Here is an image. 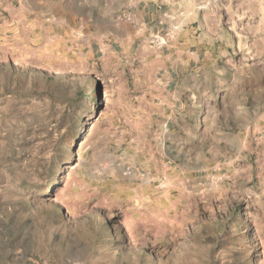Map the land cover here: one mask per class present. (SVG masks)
Returning <instances> with one entry per match:
<instances>
[{
	"label": "rangeland",
	"instance_id": "374dc122",
	"mask_svg": "<svg viewBox=\"0 0 264 264\" xmlns=\"http://www.w3.org/2000/svg\"><path fill=\"white\" fill-rule=\"evenodd\" d=\"M0 264H264V0H0Z\"/></svg>",
	"mask_w": 264,
	"mask_h": 264
},
{
	"label": "crops",
	"instance_id": "0c3cea01",
	"mask_svg": "<svg viewBox=\"0 0 264 264\" xmlns=\"http://www.w3.org/2000/svg\"><path fill=\"white\" fill-rule=\"evenodd\" d=\"M114 24H115V21L113 19L112 20L110 19L109 20V24H108V26L110 28V32L111 33L112 32H117V33H120L121 34V36L120 35H117L116 36L114 33H112V36L114 38V41H116L118 39L119 41L122 42L123 39H124V32H126L128 28H127V26H122V25H118V27L113 28L112 25H114ZM142 24H143V22H142ZM144 25L146 26V23H144ZM155 83H157V81ZM191 83H192V81L190 82V84ZM156 100H157V94L156 93H151V94L148 93L147 95H145V104L146 105L143 108V111L147 112L149 110V114H150L151 111H152V104H154L155 107L157 105Z\"/></svg>",
	"mask_w": 264,
	"mask_h": 264
}]
</instances>
